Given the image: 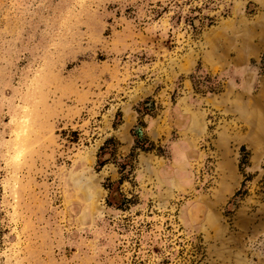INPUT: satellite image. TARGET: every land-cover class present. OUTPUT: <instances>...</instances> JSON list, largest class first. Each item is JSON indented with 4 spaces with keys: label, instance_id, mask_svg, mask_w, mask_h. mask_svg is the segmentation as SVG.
<instances>
[{
    "label": "rangeland",
    "instance_id": "374dc122",
    "mask_svg": "<svg viewBox=\"0 0 264 264\" xmlns=\"http://www.w3.org/2000/svg\"><path fill=\"white\" fill-rule=\"evenodd\" d=\"M0 264H264V0H0Z\"/></svg>",
    "mask_w": 264,
    "mask_h": 264
}]
</instances>
